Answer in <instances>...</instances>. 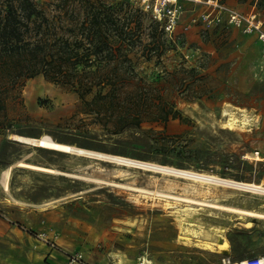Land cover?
Here are the masks:
<instances>
[{"label": "rangeland", "instance_id": "rangeland-1", "mask_svg": "<svg viewBox=\"0 0 264 264\" xmlns=\"http://www.w3.org/2000/svg\"><path fill=\"white\" fill-rule=\"evenodd\" d=\"M219 1L248 13L261 0ZM130 5L132 11L139 8ZM259 7L254 10L264 14V7ZM208 11L206 5L184 3L171 35L162 29L161 47L152 43V33H160V26L148 13H135L139 24L133 26L137 30L130 42V65L119 66L115 76L128 79L125 91L130 99L141 92L149 99L146 112L139 114V129L132 117L121 121L108 111H89L77 94L42 76L27 80L19 96L8 102L0 112V264H221L229 258L225 253L230 246L246 252L261 242L264 220L210 212L162 195L196 197L195 201L210 197L214 204L258 211H264L259 209L264 198L222 187H212L205 195L199 183L14 139L49 135L87 150L264 186L262 46L255 34L208 25L202 19ZM227 104L246 109L258 122L251 130L224 129L221 114ZM162 105L173 106L181 118L162 123ZM117 123L126 127L113 134L109 129ZM19 162L60 173L29 170ZM192 184L197 191L188 189ZM182 218L194 221L195 230L224 228L227 249L219 250L217 244L209 251L196 239L187 243L180 237ZM77 256L80 260L74 261Z\"/></svg>", "mask_w": 264, "mask_h": 264}, {"label": "trees", "instance_id": "trees-1", "mask_svg": "<svg viewBox=\"0 0 264 264\" xmlns=\"http://www.w3.org/2000/svg\"><path fill=\"white\" fill-rule=\"evenodd\" d=\"M46 4L0 0V112L19 96L27 80L42 76L77 94L89 111H108L121 121L132 117L139 129V114L146 112L149 99L143 92L130 99L131 94L125 91L128 79L115 74L119 66L130 65V42L137 30L133 26L139 24L135 13L141 9L132 11L126 0L115 4L105 0H49ZM260 5L264 7V0ZM160 29V33H152L155 47L163 43ZM118 57L124 61L113 63ZM172 107L159 108L162 123L181 118ZM125 127L117 123L109 131L116 134Z\"/></svg>", "mask_w": 264, "mask_h": 264}, {"label": "bare ground", "instance_id": "bare-ground-1", "mask_svg": "<svg viewBox=\"0 0 264 264\" xmlns=\"http://www.w3.org/2000/svg\"><path fill=\"white\" fill-rule=\"evenodd\" d=\"M225 106V105H224ZM222 127L227 130H240L244 131L251 130V126L253 123H257L258 117L251 114L246 109H242L239 107H235L231 104H227L223 107L222 110ZM15 136V135H14ZM15 140L30 144L31 146H35L38 148H43L46 150H52L59 153H66L71 155H77L81 157L91 158L100 160L102 162L113 163L118 166L127 167V168H134L143 170L146 172H151L154 174L162 175L169 178H177L185 181H189L192 183H199L202 184L203 187L201 191L203 193L209 194L212 187H222L227 188L233 191L249 193L254 196H258L260 198H264V186L257 185L254 183H245L241 181H235L229 178L219 177L214 174H208L205 172L193 171L189 169H180L175 168L167 165H160L157 163H152L148 161H141L137 159H132L120 155H113L102 153L93 150H87L79 147H75L70 144L62 143L50 137L49 135H41L38 138H29L20 135H16L14 137ZM255 155H258L255 153ZM249 156V155H248ZM246 156V159H252L259 161L260 158L258 156H253V158ZM19 167L27 168L33 171H40L49 174H59L60 172L56 169L45 167L42 165L27 163V162H19L17 163ZM5 173V181H4V188L5 190L8 189V173L9 169L4 171ZM193 191H197V187L194 184L190 185ZM128 189V188H127ZM187 190V189H185ZM137 191V190H136ZM166 198L182 201L188 204H194L196 206H200L201 208H205L210 212H218V213H226L236 215L239 218H249L253 220H264V211L258 210H248V209H240L236 207L224 206L220 204H214L212 202H205V201H193L192 199L188 198H177L172 195H162ZM259 209H264V205H260ZM180 223V237L184 239L187 243H190L193 239H196V242L206 250L213 251L216 250V245L219 244V250L225 251L228 247V243L225 237V229L222 227H202L199 226L197 230L193 227L195 226L194 221H189L187 218H182L179 220ZM246 228L251 227V223H246ZM183 240V241H184ZM222 243H221V241ZM218 250V251H219ZM264 259V257H262ZM226 264H244L242 261L240 262H231L228 261Z\"/></svg>", "mask_w": 264, "mask_h": 264}, {"label": "built area", "instance_id": "built-area-1", "mask_svg": "<svg viewBox=\"0 0 264 264\" xmlns=\"http://www.w3.org/2000/svg\"><path fill=\"white\" fill-rule=\"evenodd\" d=\"M124 1V0H115ZM130 4L138 6L142 11L148 13L151 20L157 22L169 36L173 32L179 15L182 12L184 3H193L195 5H206L209 11L202 15L204 22H208L213 28L222 25V27H234L243 34H255L258 41L262 44V61H264V14H259L254 10L248 13L237 12L221 4L219 0H126ZM223 17L225 18L223 20ZM73 260H80V256ZM229 258L221 259V264H226ZM244 264H264V259L259 256L246 257Z\"/></svg>", "mask_w": 264, "mask_h": 264}, {"label": "crops", "instance_id": "crops-1", "mask_svg": "<svg viewBox=\"0 0 264 264\" xmlns=\"http://www.w3.org/2000/svg\"><path fill=\"white\" fill-rule=\"evenodd\" d=\"M261 46H262V44H261ZM188 199H190V198H188ZM191 199L193 201H195L196 197H191ZM200 200H203L205 202L214 201L210 197L200 198ZM192 205H194V204H192ZM225 255L228 256L229 258H241V257H250V256L264 257V238L261 239V242L259 244L253 245L250 248V250L246 251V252H236V249H233L232 246H230L229 249L227 250V252L225 253ZM237 260H240V259H237Z\"/></svg>", "mask_w": 264, "mask_h": 264}]
</instances>
